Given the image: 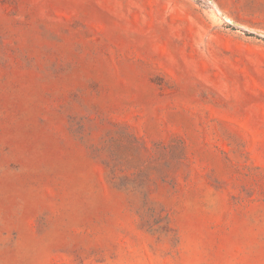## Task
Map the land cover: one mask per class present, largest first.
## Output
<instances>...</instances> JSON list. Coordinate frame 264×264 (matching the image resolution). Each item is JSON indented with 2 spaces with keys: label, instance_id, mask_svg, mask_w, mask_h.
Here are the masks:
<instances>
[{
  "label": "rangeland",
  "instance_id": "374dc122",
  "mask_svg": "<svg viewBox=\"0 0 264 264\" xmlns=\"http://www.w3.org/2000/svg\"><path fill=\"white\" fill-rule=\"evenodd\" d=\"M264 0H0V264H264Z\"/></svg>",
  "mask_w": 264,
  "mask_h": 264
},
{
  "label": "water",
  "instance_id": "95a60500",
  "mask_svg": "<svg viewBox=\"0 0 264 264\" xmlns=\"http://www.w3.org/2000/svg\"><path fill=\"white\" fill-rule=\"evenodd\" d=\"M255 33L260 34V35H262L264 37V33L263 32L255 31Z\"/></svg>",
  "mask_w": 264,
  "mask_h": 264
}]
</instances>
